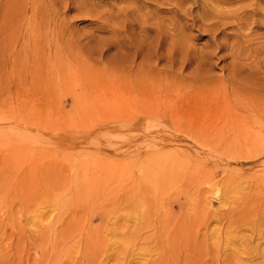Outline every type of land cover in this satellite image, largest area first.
<instances>
[{"label":"rangeland","instance_id":"rangeland-1","mask_svg":"<svg viewBox=\"0 0 264 264\" xmlns=\"http://www.w3.org/2000/svg\"><path fill=\"white\" fill-rule=\"evenodd\" d=\"M263 16L0 0V264H263Z\"/></svg>","mask_w":264,"mask_h":264},{"label":"bare ground","instance_id":"bare-ground-1","mask_svg":"<svg viewBox=\"0 0 264 264\" xmlns=\"http://www.w3.org/2000/svg\"><path fill=\"white\" fill-rule=\"evenodd\" d=\"M255 4H256V2H255ZM218 5H219V4H218ZM217 9H218V8H217ZM214 11H215V10H214ZM220 12H221V11H220ZM253 14L256 15V12H253ZM263 17H264V16H263ZM260 48H261V47H260ZM258 59H259V58H258ZM258 61H259V60H258ZM261 61H262V60H261ZM257 63H261V62H257ZM256 66H257V65H256ZM261 67L264 68V63L261 64ZM255 68H256V67H255ZM260 69H261V68H260ZM255 70H256V69H255ZM255 70H253V71H255ZM257 71H258V70H257ZM259 72H260V71H259ZM254 73H256V72H254ZM260 73H261V72H260ZM256 74H257V73H256ZM261 80H262V79H261ZM157 83H158V82H157ZM164 83H166V82H164ZM166 84H168V82H167ZM156 85H157V84H156ZM161 85H162V84H161ZM154 86H155V85H153V87H154ZM163 86H164V85H163ZM171 86H172V84H171ZM181 86H182V85H181ZM195 86H196V85H195ZM201 86H202V85H201ZM201 86H198V87H201ZM157 87H158V85H157ZM161 87H162V86H161ZM182 87H183V86H182ZM193 87H194V86H193ZM196 87H197V86H196ZM154 88H155V87H154ZM172 88H173V87H172ZM201 88H203V87H201ZM201 88H200V89H201ZM156 89H157V88H156ZM158 89H159V92H160V93H164V94H165V92H163L159 87H158ZM158 89H157V90H158ZM191 91H192V90H191ZM193 91H194V90H193ZM203 91H204V90H203ZM203 91L201 90V92H203ZM205 91H206V90H205ZM205 91H204V92H205ZM189 92H190V90H189ZM170 93H171V92H170ZM172 94H173V93H172ZM200 94H201V93H197V92H195V93L191 96V97H193V98H191V99H194L195 97L200 96ZM162 96H163V95H162ZM165 96H166V95H165ZM163 97H164V96H163ZM172 97H173V96H172ZM255 99H257V100H264V95H261V94L259 95V94H258V95H256V98H255ZM196 100H197V99H196ZM215 204H216V203H215ZM256 231H257V230H256ZM259 234H260V233H259ZM259 234H258V235H259ZM259 237L262 238V237H261V234L259 235ZM142 250H143V249H142ZM244 250H245V249H244ZM244 250H242V251H244ZM246 251H247V250H246ZM261 256L263 257V264H264V252L261 253Z\"/></svg>","mask_w":264,"mask_h":264}]
</instances>
